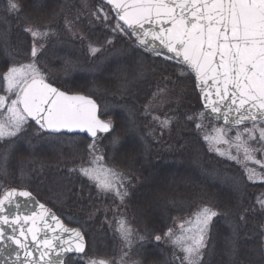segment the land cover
I'll use <instances>...</instances> for the list:
<instances>
[{"label":"trees","instance_id":"obj_1","mask_svg":"<svg viewBox=\"0 0 264 264\" xmlns=\"http://www.w3.org/2000/svg\"><path fill=\"white\" fill-rule=\"evenodd\" d=\"M18 2L21 5L19 12L6 10L8 0H0V77L14 60L16 61V57H21L20 62L23 57H32L31 49L36 47L38 52L41 50L40 55L43 54L41 58L48 59V62L55 66L54 76L48 78L49 81L67 91L79 90L92 95L101 106L104 113L102 116L114 121L115 131L122 138V146L116 150L105 139V152L116 168L127 170L124 172L132 180L127 199L129 217L134 219L140 228L152 227V232L158 230L161 234V240L157 242L149 236L151 233H148L146 240L137 246L136 254L141 263H179L172 245H167L165 240L167 227H172L174 218L180 216L174 215L173 210L185 203L183 201L173 206L168 205L167 200L171 194L168 187L170 179H174L171 183L176 184L173 195L189 196L188 204L192 202L194 206L207 203L220 212L199 264H264L263 231L260 227L264 219V209H261L257 202L264 197V183L248 182L236 164L222 160L205 146L201 131L194 121L187 119L191 116V109L195 107L196 112L204 114L194 88L193 76L175 61L145 55L139 49L129 47L123 39L114 38L109 30L95 19V10H91L95 8L94 5L88 11V7L83 6L81 0ZM105 10L109 11L107 8ZM72 19L74 24L80 27L82 38L76 39L73 35ZM109 23H114V19H110ZM48 28L52 31L50 42L46 43L44 39L40 46L35 43L37 37H33L28 31L32 29L44 32ZM105 38L113 43H104ZM90 45L99 49L95 55L90 53ZM59 47L65 48V51L50 53ZM65 58L70 65L62 64ZM75 61H81L83 67L94 69L91 78L82 77L83 81L78 87L67 84L69 72L65 71L73 67ZM180 72L188 74L181 76ZM91 83H95V87H90ZM189 88L193 90L196 98L192 107L187 106L189 98L182 97V90ZM165 91L174 94L170 96L166 108L169 118L174 120L169 130L170 135L156 131L159 127H154L157 124L152 121V111L164 112V109H159L162 104L155 100ZM204 117L208 120L206 114ZM33 130L28 129L31 132ZM48 140L35 143L36 147L31 143L32 148L27 147L26 150L21 147V143L26 141L5 139L0 143V160H7L6 167L9 170L6 173L0 171V197L8 189L25 187L26 184L35 194V187H40L43 193L47 190L54 195V192L47 188L49 183L62 181L64 185L71 186L76 195H68V198L71 197L69 205H61L60 202L58 205L55 199L56 204L46 196H37L52 206L68 223L84 229L85 233L86 228L92 225L96 232L99 228L106 236L105 230L100 226L101 221L99 225L95 223L99 220L96 221L94 214L96 210L102 209L101 202L97 200L99 193L95 189L85 188L78 179L79 175L70 172V166L78 162V157L86 151L90 140L82 135H62L55 139L54 144L52 141L49 144ZM61 142L67 146L57 153L46 149ZM11 145L12 149L7 152ZM28 151L32 154L29 155ZM7 153L9 155L6 159ZM60 154V158L56 157ZM32 155L35 166L31 162L26 163ZM73 158L76 160L73 161ZM24 165H29L25 168L27 173L22 172ZM20 174L25 175L27 180H21ZM224 178L228 181H224ZM79 200L86 202L81 204ZM156 200L166 206L163 211L160 209V215L152 216L149 208L152 204L158 205ZM63 210L70 215L77 213L79 220L69 222ZM101 240L108 241V238ZM69 259L74 261L77 257L72 256Z\"/></svg>","mask_w":264,"mask_h":264},{"label":"snow or ice","instance_id":"obj_2","mask_svg":"<svg viewBox=\"0 0 264 264\" xmlns=\"http://www.w3.org/2000/svg\"><path fill=\"white\" fill-rule=\"evenodd\" d=\"M100 4L103 6L97 7L95 19L109 30L110 35L123 39L129 47L139 49L145 55L155 54L175 61L184 70L194 73L193 79L204 97L203 107L215 114L217 119L222 118L226 125H244L242 130L237 131L234 144L226 138L223 128L217 129L210 138L213 143L234 146L238 152L243 151L246 161L264 168V159H256L255 156L258 151L264 153V0H100ZM20 9L18 0H8L6 10ZM110 19H114V23H109ZM28 31L33 37L44 35L32 29ZM104 43L111 45L113 41L105 38ZM98 50L91 49L93 52ZM37 53V48L32 47L31 56L37 57ZM72 70L70 67L65 71L70 73ZM3 80L7 92L14 98L9 103L7 95H0V140L22 139L18 134L34 129L39 139H59L66 134L87 133L92 139L89 150H95L97 139H107L116 150L122 146L114 121L100 118L98 112L104 113L94 99L82 94H68L59 87H53L45 81L35 63L20 68L10 67ZM222 107L226 111H222ZM196 118L195 113L187 117L192 121ZM161 124L167 127L168 121H161ZM251 142L260 147H253ZM215 151L225 154L219 148ZM228 155L233 160L237 159L230 152ZM93 159L98 163L103 157ZM79 171L96 181L105 193L115 192L121 200L127 195L126 191L121 193L117 187L120 174L113 170L94 166L81 167ZM258 175L264 180V174H257L255 169L251 170L248 178L252 180ZM15 196L31 199L32 193L9 191L0 199V213L6 211L5 205L11 204ZM257 202L264 209V199ZM39 208V213L17 216L12 221L13 224H31L27 229L20 228L19 237L22 239L15 235L8 237L24 250L22 264H65L64 258L70 256L77 259L69 260V264H107L105 260H85L88 253L83 234L77 229L65 227L44 204H39ZM217 215L211 208H204L192 227L186 230L192 233L186 237L191 243L185 247V237L176 239L175 242L184 247L188 264H199L200 250L206 245L209 225ZM8 223V216H0V224ZM49 230L51 235L45 234L41 239L40 233ZM119 231L122 238L128 241L131 229L124 222H121ZM13 232H16L15 228ZM29 233L31 243L39 251L35 259L34 252L29 250ZM62 233L74 236V240L64 239ZM166 235H172L171 229ZM4 237V229L0 227V242ZM154 239L159 242L161 236L155 235ZM16 259L20 260L19 253Z\"/></svg>","mask_w":264,"mask_h":264},{"label":"rangeland","instance_id":"obj_3","mask_svg":"<svg viewBox=\"0 0 264 264\" xmlns=\"http://www.w3.org/2000/svg\"><path fill=\"white\" fill-rule=\"evenodd\" d=\"M81 2H82L83 6L88 7L86 9L88 11H90L91 6L93 7V5H94L95 8H91V10L92 9L95 10V12H94L95 14H98V13H96L97 7H102V5L100 4V0H81ZM105 11H107V10H105ZM37 14L39 15V13H36V15ZM72 26L74 28L73 35L76 36V39L82 38V34H80V32H79L80 27L78 28L77 24H74V19H72ZM36 31H38V30H36ZM39 32L43 33L44 35L37 36V38L35 39L36 40L35 43H37L40 46L41 42L44 39H45L46 43H49L51 33H52L50 28H48L44 32H42V31H39ZM5 45L7 47L8 43ZM92 48H96V46L92 47V45H90V48H89L90 53L95 55L97 53V51L96 52L91 51ZM39 50H40V48H39ZM59 51L64 52L65 48L63 49L62 47H59L57 49L51 50L50 53L51 52L52 53L53 52H59ZM38 53H39L38 54L39 56L37 55L38 57H29L28 59L26 57L25 58L23 57V60L21 62H20L21 57H16L17 58L16 61L17 60H19V61L16 62L14 60V62L8 67V69L10 67L20 68V67H23L25 65L35 63L36 66L40 69L44 78L53 77L54 76L53 72H55L54 71V69H55L54 64L52 62H48V59L44 60V58H41V56H43V54L40 55L41 50ZM152 55L155 56V54H152ZM63 62H64V63H62L63 65H70L69 64L70 62L67 60V58H65ZM71 68L73 70L69 73V75L67 77L68 78L67 84H70L73 87H78V85L81 84V81H83L82 77L88 76L91 78V74H93V70H94L92 68L83 67V64L81 61H77V62L75 61L74 66ZM6 72L7 71H5V73ZM5 73L2 75V77H0V95H7L9 97V103H10V100L12 98H14V96L7 92L6 82L3 80V76L5 75ZM187 74L188 73H183V72L179 73V75H181V76H185ZM94 85H96V84L91 83L90 87H93ZM194 88L197 91L196 85ZM188 90L187 89L182 90L183 91L182 93L184 94V95H182V97H184V98L188 97L190 102L187 104V106L189 105L190 107H192V103L195 102L196 98H195V95L193 93V90L190 88ZM190 90L192 92H190ZM78 91L79 90H75V91L72 90L71 92H78ZM171 95H174V94H169L168 91H165L164 93H161V95L158 96V98L155 100V102H160V104H162L159 107V109H164L163 110L164 112L157 111V113H158L157 114L156 111H152V121L157 124L154 127H156V126L159 127L156 129V131H160V133H162V134H163V132H166V134H168V135L171 134V131H169V130H171V128H172V123H174V120L169 118L168 113H166L167 112L166 108L169 105L168 102L171 99V97H170ZM198 96H199V94H198ZM199 101H200V97H199ZM203 111H204V109H203ZM194 113L197 114V118L194 120V123H195V125H200V127L198 129L201 131V136H202L201 139H203L205 141V146H207L214 153H216L218 155V157H220L222 160H229L232 163L234 162L235 164L239 165L240 168L243 169V173H244L245 177L248 179V181H250V182H264V180H261L259 178V175L252 180H250L248 178L251 170L255 169L257 174H264V168H262L260 165L254 164L252 161H246L244 158V154H243L242 150L238 152L234 146H230L228 144H222V143L221 144H214L213 141L210 139L212 136H214L216 134L217 129L223 128L227 133L226 138L232 140L233 144H234V142H235L234 138L236 136L237 131L242 130L243 127H239V128L233 127L232 128V127H227V126L212 122L209 118L207 120V118L204 117V114H206L205 111H204V114H202V118H201V113H200V111L196 112V107L191 109V116H193ZM128 118H129V116H128ZM165 120L168 121L167 127H164L161 124V121H165ZM29 123H31V122H29ZM33 131L35 132V130H33ZM33 131L32 132L27 131L26 133L18 134L19 137H23L22 139L4 138L3 140H0V143H2L5 139H13L15 141L16 140L26 141V142L21 143V147H23L24 150H26L27 147L31 149L32 144L35 145L33 147H36L37 145L35 143L38 144V143L45 142V139H39L33 133ZM162 134H160V135H162ZM206 136L209 137V139L206 140L205 139ZM51 141H52V144H54L56 142L55 139H49L48 143L50 144ZM91 143H92V140H90L87 143L86 151L83 152L78 157V160H77L78 162L74 163L75 164L74 166H70V172H72V173L75 172L76 175H79L78 179L83 185H85V188L87 187L89 190H90V188L95 189L97 191V193H99L98 194L99 199H97V200L99 202H101L100 207L102 206V209H98V211L96 210L94 216L96 217V221L99 220V222L97 221L95 223H97L99 225V223L101 221L100 226L102 229L105 230L104 233L106 234V236H104V234L102 232H100L99 228L96 232L95 227L92 225H91V227H93V228H91V227L86 228V233L88 236L87 238H89L88 239V248H87L88 255L85 256L84 259L87 260V259L91 258V259H95V260H105L107 262V264H121V258H123V264H142L141 261L138 259V256L136 254L137 248H138L137 246L141 245L143 243V241L146 240L148 233H151V235L149 234V236L153 239H154L156 234L157 235H161V234L158 232V230H154L152 232L150 230V228H152V227H149L147 229L145 227L144 228L141 227L142 228L141 229L138 226L137 222L135 223L134 219L132 220V218L129 217L130 210H129V204L127 202L128 201L127 199L129 198L130 187H131L130 183H132V180L125 173L127 170H123V169L119 170L120 168L119 169L116 168L115 163L112 160H110V158L109 159L107 158V153L105 152V139H97L95 150H89L88 145ZM251 144L255 148L260 147L259 145L255 144V142H251ZM66 146L67 145H65L61 142V143H59V145L49 146L46 149L49 150V152L55 151L57 153L58 150H61L62 148L66 147ZM216 148H219L225 154L220 155L217 151H215ZM11 149H12V145L7 148V152L10 151ZM229 152L231 153V156H236L237 159H235V160L231 159L230 156L228 155ZM28 153H29V155L32 154L30 151H28ZM8 155L9 154L7 153L6 159L8 158ZM60 156H61V154L56 156V157L60 158ZM255 156H256V159H264V153H262V152H259V151L256 152ZM94 157H103V159L100 160L98 163H96V162H94V159H93ZM32 159H33V155H32L31 159L26 160V163L27 162L33 163ZM54 159H56V158H54ZM74 160H76V158L75 159L73 158V161ZM6 163H7V160L5 162L4 161L2 162V160H0V171L3 173L9 172V170H7V167H6ZM34 164L35 163H33V165ZM94 166L102 167L103 169H106V170L111 169L114 172L120 174V179L117 183V187L119 188L121 193H123L125 191L127 192V195L124 196L123 200H121L120 197L115 194V192L105 193L103 190H101L99 188L98 183L96 181L90 180L89 178L85 177L79 171V169L81 167L91 168ZM28 167H29V165L28 166L24 165L22 167V172L27 173V169H25V168H28ZM24 177H25V175L20 174V178H22L21 180H27ZM29 180L30 179H28V181ZM223 180L228 181V180H226V178H224ZM172 181H174V179H170V184L168 187L170 192H171L170 198L167 200L168 205L173 206L176 203H180L183 201L185 203L181 204L183 206H180V207L177 206V208H175L173 210L175 212L174 215L180 214V216L177 217L176 219L174 218V224L172 227H167L168 230L171 228L172 235L171 236L167 235L165 240L168 242L167 245H169V244L172 245L174 254L178 255L179 263H177V264H188L187 260L185 259L186 252L184 251V247H182L180 244L176 243L175 242L176 239L178 237H182V236L185 237L183 244L186 247L188 244L191 243V241L188 240L186 237L192 235L191 232H187L186 230L189 229L190 227H192L197 215L206 207L211 208L212 210L216 211L217 213H219V211L216 210L212 205L207 204V203L196 204L194 206H193L192 202H190L188 204L187 199L189 198V196L188 197H186V196L185 197L184 196L179 197V196L173 195V190L175 189L176 184H171V183H173ZM29 183H30V181H29ZM27 185L28 184H26L25 187L23 186V187H13V188L28 189ZM185 185H186V183H185ZM39 188L35 187V192L38 195L46 196L51 202H53L55 204H56L55 200H57L58 205H59V202L61 205H64V204L69 205L70 203H68V201L71 202V197L76 196L75 192L72 191L73 188H71V186L68 187V185H64V183L62 181H52L49 183V187H47V188L51 189V192H54V195H52L50 192H47V190H45L46 193H43L42 189H39ZM69 194H71L70 198H68ZM173 196H174V198H172ZM157 198H159V197H157ZM261 199H264V197H262ZM83 200H79L81 202V204H84L86 202ZM156 202L158 204L157 206H153V204H152V206L149 208L152 216L160 215L161 214L160 209H162V211H163V208L166 206V204H161V201L156 200ZM63 214L67 217L69 222H77V220H79V215L77 213L75 215L71 213V215H70V214H68V212H65L63 210ZM218 216L219 215L214 217L212 220V223L209 225V230H208V234H207V238H206L205 247H207V244H209V239L211 236L212 227H213V224L215 223L216 219L218 218ZM121 222H124V224L129 229H131V235L129 236L128 241H125L120 234L119 229H120ZM182 225H183V228L181 227ZM260 227H262L263 242H264V219H263ZM104 237L108 238V241L105 240L104 242H101L102 241L101 239H105ZM141 237H143L144 239L143 240L140 239ZM203 250H204V248H202L200 250V260H201L202 255H203ZM69 260H71V259H69ZM67 264H69V262Z\"/></svg>","mask_w":264,"mask_h":264},{"label":"water","instance_id":"obj_4","mask_svg":"<svg viewBox=\"0 0 264 264\" xmlns=\"http://www.w3.org/2000/svg\"><path fill=\"white\" fill-rule=\"evenodd\" d=\"M193 76H194V73H192ZM46 81V80H45ZM48 82V81H46ZM49 83V82H48ZM53 87H56L55 85L52 84ZM196 88H197V91L200 95V98H201V102L202 104L204 105L205 104V101H204V97L203 95L200 93V87L198 85V83L196 82ZM61 90V89H60ZM63 91V90H62ZM68 94H82V95H86L82 92H74V93H68ZM88 96V95H86ZM90 98L94 99L93 97L89 96ZM95 100V99H94ZM222 104L224 102H221ZM98 104V103H97ZM99 106V104H98ZM208 116L213 119L215 122L217 123H221V124H224V121L222 118L220 119H217L215 114H211L208 112V110L205 108ZM222 111H226L225 108L222 107ZM98 115L100 116V112H98ZM101 119H103L101 116H100ZM104 120V119H103ZM226 125V124H225ZM227 126H231L233 127L232 125H227ZM242 126V125H241ZM75 134H84V135H87V133H75ZM88 136V135H87ZM89 137V136H88ZM90 138V137H89ZM15 190L16 192H19V191H28V190H21V189H12V190H9V191H13ZM7 191L1 199H3V197L9 192ZM17 204L19 205V207H17ZM39 204H44L43 202H41L35 195L32 194V198H26V197H21V196H15L13 197V202L11 204H6L5 205V208H6V211L3 212V213H0V216H8L9 218V223L8 224H0V227H2L4 229V232H5V237H4V240L3 242H0V264H22V262L24 261L25 257H24V250L19 248L16 244H14L11 240L8 239L9 236H12V235H15L17 238H21L19 237V230L21 227L27 229L28 227L31 226L30 222L28 224H24L23 222H21L20 224H13L12 221L17 217V216H20V217H23V216H30L32 215L33 213H39L41 210L39 208ZM45 207L50 211V213L52 215H55L56 217L59 218V220L63 223V225L69 229H77L79 230L83 236H84V241H85V244H86V247H87V241H86V238H85V235L83 233V231L78 228V227H74V226H70L68 224H66L64 222V220L58 216V214L51 208L49 207L48 205L44 204ZM49 222L51 223L52 221L49 220ZM13 228L16 229V232L14 233L13 232ZM45 234L47 235H51V232L50 230L45 233V232H41L40 233V238L43 239ZM62 237L64 239H73L74 240V236H69L68 233H62L61 234ZM29 236V250L33 251L34 252V257L33 259L37 258L38 255H39V251L37 250L36 246L34 244L31 243V234L29 233L28 234ZM22 239V238H21ZM62 242V241H61ZM19 253L20 254V260L17 261L16 259V254ZM67 257H65L64 259H66ZM42 264V262H41Z\"/></svg>","mask_w":264,"mask_h":264},{"label":"flooded vegetation","instance_id":"obj_5","mask_svg":"<svg viewBox=\"0 0 264 264\" xmlns=\"http://www.w3.org/2000/svg\"><path fill=\"white\" fill-rule=\"evenodd\" d=\"M257 183H260V182H257ZM264 183V182H263Z\"/></svg>","mask_w":264,"mask_h":264}]
</instances>
